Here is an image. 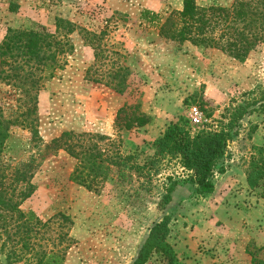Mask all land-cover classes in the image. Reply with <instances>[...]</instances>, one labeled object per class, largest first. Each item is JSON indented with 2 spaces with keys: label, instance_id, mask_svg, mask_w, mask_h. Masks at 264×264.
I'll list each match as a JSON object with an SVG mask.
<instances>
[{
  "label": "rangeland",
  "instance_id": "374dc122",
  "mask_svg": "<svg viewBox=\"0 0 264 264\" xmlns=\"http://www.w3.org/2000/svg\"><path fill=\"white\" fill-rule=\"evenodd\" d=\"M181 5L0 0V42L8 30L42 27L51 36L44 56L55 45L62 50L52 76L35 86L20 59L0 65V117L16 121L0 179L17 201L24 198L23 211L43 221L57 213L68 217L63 264H132L150 227L165 215L180 264H264V182L249 188L245 181L255 148H264V45L240 61L161 38L158 26ZM135 106L150 121L126 130L117 115ZM231 120L234 135L214 165L212 193H200L197 176L176 157L154 154L153 141L171 122L186 121L193 134ZM63 131L82 135L93 148L100 168L88 185L73 179L76 159L46 148ZM167 263L152 253L145 264ZM0 264H8L1 253Z\"/></svg>",
  "mask_w": 264,
  "mask_h": 264
},
{
  "label": "trees",
  "instance_id": "16d2710c",
  "mask_svg": "<svg viewBox=\"0 0 264 264\" xmlns=\"http://www.w3.org/2000/svg\"><path fill=\"white\" fill-rule=\"evenodd\" d=\"M158 35L178 44L189 43L217 49L243 61L250 51L258 45H264V0H234L229 7H199L196 0H182L181 9L171 11L158 26ZM49 37L42 27L8 30L0 42V65L9 64L10 61L23 62L29 70L24 76L28 79L32 75L34 86L44 76L51 77L55 70L56 51L62 50L55 45L53 52L47 53L45 57L43 48L44 45H50ZM56 44L60 43L56 41ZM35 71L38 73L34 76ZM122 111L123 108L118 113ZM117 119L126 130L144 127L150 121L148 115L138 112V106L123 117L117 115ZM14 124L16 121L0 117V163L5 141ZM21 124L24 128L28 127ZM184 124L171 122L164 133L153 141L154 154L157 157H176L181 167L197 176L195 183L198 191L202 194L212 193L215 187L212 180L214 165L234 135L232 130L236 124L231 120L221 123L218 129L201 130L193 134L186 127V121ZM88 145V140L82 135L63 131L50 140L46 148L54 151L61 149L76 159L73 179L85 186L87 182L90 183L88 179L95 180L100 168L92 155L93 148L89 149ZM255 149L256 155L251 157L245 172L249 188L264 182V148ZM1 173L0 170V178ZM8 190L0 179V253L6 262L63 264L69 243L68 232L64 230L69 222L68 217L57 213L43 221L33 211L20 209V202L24 198L17 201ZM21 192L23 194L24 191ZM169 222L170 217L165 215L150 227L132 264H145L152 253H160L168 261L167 264H180L167 240Z\"/></svg>",
  "mask_w": 264,
  "mask_h": 264
}]
</instances>
